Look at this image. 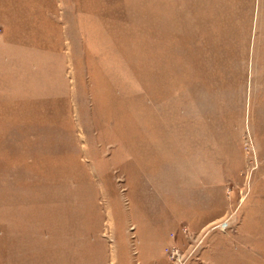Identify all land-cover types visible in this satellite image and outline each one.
<instances>
[{
    "label": "rangeland",
    "instance_id": "rangeland-1",
    "mask_svg": "<svg viewBox=\"0 0 264 264\" xmlns=\"http://www.w3.org/2000/svg\"><path fill=\"white\" fill-rule=\"evenodd\" d=\"M0 264H264V0H0Z\"/></svg>",
    "mask_w": 264,
    "mask_h": 264
},
{
    "label": "built area",
    "instance_id": "built-area-1",
    "mask_svg": "<svg viewBox=\"0 0 264 264\" xmlns=\"http://www.w3.org/2000/svg\"><path fill=\"white\" fill-rule=\"evenodd\" d=\"M168 250L172 259L178 260L182 255L181 249L178 246H172Z\"/></svg>",
    "mask_w": 264,
    "mask_h": 264
}]
</instances>
